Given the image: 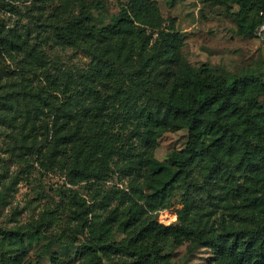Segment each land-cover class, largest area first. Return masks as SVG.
I'll return each instance as SVG.
<instances>
[{
  "label": "trees",
  "instance_id": "1",
  "mask_svg": "<svg viewBox=\"0 0 264 264\" xmlns=\"http://www.w3.org/2000/svg\"><path fill=\"white\" fill-rule=\"evenodd\" d=\"M216 1L238 7L237 11L230 12L240 34L256 35L264 25V0ZM0 5L9 11L19 10L12 0H2ZM79 6L80 13L56 25L54 31L64 44L93 49L94 65L85 79L89 87L83 88L75 98L76 107L62 103L60 98L66 90L63 81L72 80L69 73L48 76L46 85L34 84L33 80L23 77L7 83L0 76V124L28 131L35 139L45 136L40 140L42 156L65 169L75 184L106 180L112 170L114 146L122 137L120 133L110 132L109 127L99 125L110 115L102 109L107 99L123 96L121 103L131 109L137 121L136 137L141 146L155 145L157 129L184 130L183 146L166 158L153 154L144 157L137 143L133 145L129 156L136 159L128 158L131 160L128 166L130 170H144V189H133L144 205L134 199L128 208L130 218L124 225V231L130 236L128 242L116 243L109 239L110 219L95 228L94 219H88L93 209L82 201L84 208L78 215L89 228L91 237L79 254L90 263L85 260L68 263L104 264V258L112 259L120 253L131 257L122 264H160L158 258L166 236L172 234L179 242V234L187 233V229L164 225L143 215L164 207L176 187L189 186L200 161L212 162L208 168L212 176L230 172L234 175L237 170H250L252 177L264 175V106L257 101L264 83L254 74L221 76L207 66L196 68L182 55L177 34L162 31L161 37L155 40L152 35H146L144 27L138 29L135 23L153 28L163 23L154 1L126 0L109 23L104 21L103 4L95 5L99 10L97 16L85 1ZM139 45L141 51H135ZM11 50L24 52L38 61L45 60L43 52L30 46L26 38L16 34L10 37L0 25V52ZM134 55L143 62L139 63L138 71L133 70L127 76L131 81L127 89L110 88L115 95L102 100L92 89L93 84L124 74L121 69L116 74V66L131 69ZM146 74L148 78L144 79ZM139 81L159 82L152 83L155 87L148 91L147 85ZM89 102L95 103L96 113L90 109ZM234 152L238 153L237 159L230 163ZM235 217V221L221 222L217 234L206 240L218 264H264V222L254 216L235 214ZM203 228L198 231L202 236L206 233V227ZM40 233V228L22 230L0 226V237L16 245L13 249L0 247V264H21L28 252L26 241Z\"/></svg>",
  "mask_w": 264,
  "mask_h": 264
},
{
  "label": "rangeland",
  "instance_id": "2",
  "mask_svg": "<svg viewBox=\"0 0 264 264\" xmlns=\"http://www.w3.org/2000/svg\"><path fill=\"white\" fill-rule=\"evenodd\" d=\"M12 1L19 10L9 11L0 5V25L10 37L16 34L26 38L30 46L43 52L45 60L38 61L16 50L2 51L0 76L7 83L23 77L33 80L34 84L46 85L48 76L61 77L63 73H69L72 80L63 81L66 90L60 98L62 103L75 108V98L83 88L89 87L85 79L94 65L93 49L64 44L56 36L55 26L78 15L83 1L93 8L96 16L99 10L95 5L103 4L104 21L109 23L119 14L126 0ZM150 1L156 2L163 23L158 28L135 23L138 29L144 27L146 35H152L155 40L161 37L162 31L177 34L182 55L196 68L207 66L221 76L254 74L264 83V25L256 35L240 34L231 13L238 7H229L216 0ZM135 51H141V46ZM131 60L134 63L131 69L116 66V74L119 69L124 74L93 84L92 89L102 100L110 94L115 95L110 88L127 89L131 82L127 76L133 70L138 71L139 63L143 62L138 55ZM143 78L147 79L148 74ZM139 82L152 91L155 87L152 83L159 81ZM122 98L107 99L102 108L110 115L99 125L109 127L110 132L120 133L122 137V141L114 146L110 175L103 181L93 179L73 183L65 169L42 156L40 140L45 136L35 139L28 131L21 132L0 124V226L41 230L37 237L26 241L28 252L21 264H68L82 260L90 263L82 253L79 254L91 237L89 228L78 215L84 208L82 201L93 209L88 219H94L95 228L110 219L109 239L116 243L128 242L130 236L124 231L130 218L128 208L134 204V199L144 205L133 190L134 187L144 189V170H130L128 166L131 161L128 158L136 159L129 156L133 145L137 143L144 157L153 154L166 158L173 150L180 149L186 138L184 130L157 129L155 145L141 146L142 142L136 137L134 113L121 103ZM257 101L264 106V90L258 93ZM88 104L96 113L95 103ZM237 154L232 153L230 163L236 161ZM211 165L209 159L200 161L189 186L176 187L164 207L143 215L164 225L187 229V233L179 234V242L172 234L166 236L161 258H158L160 264H218L216 254L206 240L217 234L221 222L235 221V214L254 216L264 222V175L252 177L250 170L236 168L234 175L230 172L212 176L208 171ZM204 226L206 233L202 236L198 231H203ZM0 247L13 249L16 245L0 237ZM127 258H131L130 255L116 253L112 259L104 258V264H122Z\"/></svg>",
  "mask_w": 264,
  "mask_h": 264
}]
</instances>
